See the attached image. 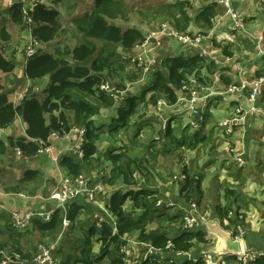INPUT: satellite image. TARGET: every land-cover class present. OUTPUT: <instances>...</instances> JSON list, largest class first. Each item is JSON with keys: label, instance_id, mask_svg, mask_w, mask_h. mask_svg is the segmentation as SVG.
I'll use <instances>...</instances> for the list:
<instances>
[{"label": "crops", "instance_id": "crops-1", "mask_svg": "<svg viewBox=\"0 0 264 264\" xmlns=\"http://www.w3.org/2000/svg\"><path fill=\"white\" fill-rule=\"evenodd\" d=\"M175 1L176 0H137L138 6H136L138 10L135 11L136 8L134 9V15L136 18L140 19V13L147 9H151L152 14H155L154 20L151 22V29L153 30L147 33V29H144L139 22H133V25L130 24L124 28V24H118L119 21L123 23L126 22L124 18H106V20L108 23L119 26L121 29H126L128 27L138 28L144 35V38H146L147 34L160 30L159 26L162 24L174 28L172 18L163 13L155 12V9L162 4L174 3ZM188 1L190 3L188 14L193 18L188 27V31L191 32L190 34L203 31L200 24L194 20L199 11L210 2H215L217 5L216 12H220V14L216 13L215 16H220L221 20L216 26L217 31H215L218 34V38L220 40L228 41L230 46L227 50H219V48H215L210 49V52L214 59H217V62L219 63L220 67L218 68H222L221 73L225 71V73L230 75L225 77L230 80L227 84L230 82H238L241 79L250 80L254 77L264 76V53L260 55L255 53L258 52L256 51V40L258 39V36L262 37V42L259 45L264 49V5L262 6L259 0H232L231 7L242 19L243 28L232 32L228 30L230 38H226L228 37L226 35L228 34L226 30L231 22L230 17L224 14V11L221 10V4L218 0ZM61 2L63 3V0H52L50 4L56 6V9L59 10L58 6L62 4ZM72 2H78V0H73ZM90 2L92 8L93 0H90ZM64 5H70L71 8L79 7L78 3L76 7H73V3H65ZM86 7L89 8V6ZM12 13L13 8L9 9L5 5L1 6L0 28H3L4 32L3 34H0V44L14 40V32L16 31L19 36L21 34L23 25L21 24V21L16 22L12 19ZM117 18H120V20L118 21ZM70 19L72 22L73 18ZM127 20L132 23V18L130 16H128ZM139 21L141 22V19ZM69 29H72L71 26ZM76 30L81 33L77 28ZM69 32L64 30V34H69ZM77 45L78 44L75 46ZM114 49L118 52L121 51V55L126 51L134 52L132 49H124L119 45L114 46ZM114 49H112L113 53L115 52ZM150 49V54L147 56L154 57V63L151 64L158 65L165 64L164 59L173 56L174 53L184 54L182 51L187 49H189L190 52H193L190 54H200L193 48L182 44L177 37H165L164 35H154L151 39ZM0 51L4 52L5 56L10 54V52L12 53L10 47L5 48L0 46ZM93 54L91 57L84 60L71 59L69 62L72 67L81 65L89 68L91 71V63L98 56V54ZM225 57H230L232 60L240 62V70H235L234 72V62L224 60ZM259 57H261V59ZM12 61L15 63V67L12 71L1 72L0 70V88L7 91L9 100L14 104H20L18 98H24V96L30 94H35L37 99L42 102L47 96L46 89L50 84V75H45L37 79H30L24 75L25 63L17 64L14 60ZM85 62L86 64H84ZM102 76H104V74H102ZM218 78L222 82L221 77L219 76ZM137 80L139 79L136 78V80L132 82L135 83ZM141 81L144 83V79ZM222 84L225 86V83L222 82ZM249 92L250 88L247 87L241 92L236 91L235 93H232L233 95L229 99V101L232 102V105H230L229 108L231 109L234 106L237 107L239 105L240 108L247 109V96ZM258 105L260 111L258 113L248 114L245 119V123L247 122V124L236 129L232 136L230 135L227 138H223L215 131L208 133L209 141L212 143H208V146L205 148H203V143L207 140V133L202 130L204 126L202 125L201 129L199 128L198 130L194 129L196 131L190 135L192 140L189 139L187 142L184 139V127L182 129L181 139L178 140L180 141L181 147H184L186 143L189 144V147H187L183 153V161L179 162L172 159V161L165 166L161 165L160 169L166 168V176L162 180H158V182L152 186H149L146 183V180L142 179L144 177L135 180L136 186L132 187L133 189L145 188L154 191L151 195H148L154 205L147 219V230L161 227L156 225L148 228V222H154L155 219L164 216L172 218L174 216L183 215L188 211L191 202H196L197 206L201 209L206 208L212 211V218L206 219L202 217L196 229L204 233L205 241L194 240L191 248L183 253L174 254L172 251H167L165 256L167 257L169 264H186L184 262H189L190 264H205L201 257L203 256V253L206 252H211L215 256L224 255L226 259L231 261L230 258L232 257H229L231 254H225L223 250V248H226L227 237L236 240L235 225H231L228 219L230 205L236 208L237 214H240L244 218L247 226L245 228L246 234L244 239L242 241L239 240L241 249L248 246L264 250V84L260 88ZM110 110L111 107L106 108V110H103L100 107L98 113L106 112L104 114H109L107 112ZM218 114L222 115L219 109L214 108L213 112H210V115H213L215 119ZM251 115L254 116L250 117ZM112 116L114 119L116 114H112ZM110 118V114L109 116L98 114L92 117L94 125L99 128L98 131L103 127L108 126L107 121ZM204 118L197 117L196 121H203ZM105 119H107V121H105ZM205 123L206 122H204V125ZM189 125L192 126L190 122ZM73 126L75 129L80 128L76 125ZM73 126L63 135L52 133L48 138L47 144V146L50 147V150H39V152L33 156L23 155L17 151L16 146L9 145L10 138L14 140L18 137L26 136L27 125L20 116H17L16 119L6 128H0V141L5 143L4 151L0 153V250L9 248V251L15 252V249L19 248L24 254L29 253L31 255L30 259H20L11 264H34L33 252H28L26 250V248L30 249L31 246L27 240V235L25 234H28V236L37 235L40 237V234L38 233L39 231L34 227L32 220L26 224V227H30L28 232H25L26 230H24L26 227L20 228L22 230L15 228L13 225V213L24 214L31 210L49 212L54 208V203L49 200L48 195L64 173L58 164L59 158L57 161H54L52 156L56 154H59L60 156L64 154L70 155L68 152H71V147H75L77 143L75 141V138H77L75 132L77 131L75 129L72 130L74 128ZM74 141L76 143H74ZM102 148H104L103 141ZM97 149L99 148L97 147ZM153 151H156V155L158 150ZM113 153L116 154V152ZM238 159H240V161ZM86 168L89 169V166H86ZM26 170H32L34 174L27 180L22 181L21 178H23V173ZM198 173L202 175L200 181V193L195 195L192 200L187 201L181 194L182 185L184 184L186 177L191 178L194 174ZM160 175H162V177L164 176V174ZM156 177L157 175H155V179ZM118 183L120 184L121 182L119 181ZM120 188L121 185L118 188L114 187L111 191L109 190V194ZM123 190L126 191L129 190V188L126 186ZM109 197L110 196L105 199L106 209V203ZM76 200L83 204V207L78 211V215L85 216V219H88L90 222V227L94 225L93 214L97 212L103 215L105 218L104 221L114 220L112 215L111 217L105 216L103 209L93 205L92 202H87L85 197H77ZM141 200L140 197V201ZM124 205L127 206V211L125 212L128 214L130 212V216L135 217L137 215V211H132L135 208L132 199H126ZM91 207L92 210H90ZM221 210H223V212L227 210V215L220 212ZM140 211L142 210L139 209V212ZM175 211L178 212L176 213ZM65 217L66 216L64 215V218ZM179 220L180 217L178 222ZM157 222V224L161 223L160 219L157 220ZM238 222L237 224H239ZM70 224L71 223L68 220L67 225L64 227H67L68 229ZM177 232H179V229H177L175 233ZM172 233L174 234V232ZM88 234H90L89 229ZM173 234L169 237H173ZM227 234L229 236H227ZM129 236L131 238H129ZM91 237L95 238L94 242L101 244L100 234L98 232L91 234L89 238ZM126 239L140 240L138 231L124 233L120 237L118 243L110 245L108 249L109 252L107 253L110 254V264H112L111 262L113 260L119 258L120 246ZM89 242L92 243L91 240H89ZM148 243L149 242H146V244L142 243L133 245L130 250L129 259L125 261L122 260L123 264H137V262L142 260L149 250ZM107 254H105V256ZM97 255L98 254H95V256ZM197 259L200 261H197ZM75 261L80 260L76 258ZM63 264L69 263L65 262ZM92 264L101 263L93 262Z\"/></svg>", "mask_w": 264, "mask_h": 264}, {"label": "trees", "instance_id": "trees-1", "mask_svg": "<svg viewBox=\"0 0 264 264\" xmlns=\"http://www.w3.org/2000/svg\"><path fill=\"white\" fill-rule=\"evenodd\" d=\"M122 0H94L93 6L89 12L83 13L82 16L73 19L74 25L80 31L84 38L88 40L78 44L72 49L67 48L66 53L71 54L73 59L84 60L92 56L96 50V46L92 44L90 39H102L104 42H113L124 49L130 48L143 40L142 32L135 27L121 29L118 26L111 25L106 18L125 17L122 9ZM216 3L210 2L205 5L194 20L198 22L203 30L202 34H207L212 28V19L216 15ZM12 19L20 22L22 19V3L16 2L13 5ZM190 3L188 0H176L174 3L162 4L155 9V12L167 13L174 23V28L179 32L191 33L188 31L190 21L193 19L188 14ZM59 11L56 8H48L44 4H37L32 13V35L35 36L41 43H47L62 30L59 22ZM4 29L0 28V34H3ZM215 43V42H213ZM57 56L51 53H43L30 58L24 66V75L30 79H37L45 75H50V84L46 92L47 96L40 102L33 94L23 98L20 104H14L8 98L7 91L0 88V128L9 126L17 116H20L26 123V136H21L16 139H9V145L16 146L20 153L26 156H33L48 144L49 136L54 133L63 135L76 125L83 128L82 138V158L76 159L74 155L64 154L59 157L58 164L62 171L70 175H79L83 173L86 166L90 168V161L97 153L98 147V126L94 125L92 117L98 114L101 106L111 107L114 103L111 96L106 97L104 92L99 91V85L103 82L104 76L99 73L104 67H111L108 61L112 58L113 52L105 53L102 51L91 63V71L85 66H74L66 62L62 58L60 49L55 50ZM167 75L162 71L155 72L154 79L151 81V86H146L145 92H150V100L153 104L162 95L169 104H174L177 100V92L182 91V87L188 81V76L193 75L198 81H201L200 75L202 67L211 69L215 67L213 62L205 64V59L200 54H180L169 56L164 59ZM205 64V66H204ZM13 61L5 59L0 54V70L2 72H10L14 69ZM122 67V66H121ZM120 67V68H121ZM94 72V73H93ZM222 82L227 84L230 80L220 76ZM129 80H136L134 74L128 75ZM74 79L77 81H74ZM75 90V91H74ZM88 96H93L94 100H89ZM135 96L125 99L124 104H127L126 110L119 107L120 116L119 125H123V120L127 115L131 114L135 109ZM69 111V112H68ZM48 115V118H46ZM69 117H68V116ZM118 125V124H116ZM169 126L167 127V131ZM5 149V143L0 141V153ZM113 161H118L120 156L111 154ZM127 172H119L114 170L112 176L106 180L107 183H114L117 176L122 174L123 184L127 187L136 185L132 174ZM88 170V169H87ZM34 174L32 170H26L23 173L22 181L27 180ZM201 174H194L191 178L186 177L181 188V194L185 200H192L195 195L200 193ZM102 180V179H101ZM103 182V180H102ZM154 191L140 188L129 190L117 189L109 194V199L106 203L108 211L113 216L114 220L104 221L97 228L95 224L89 228L90 234L98 232L101 239V255L109 252V247L113 243H118L120 237L124 233L138 231L139 239L151 243L156 248H164L167 242L172 243L174 252L187 251L193 245V241H205L204 233L200 230L179 231L169 237L168 232L158 227L147 230L146 223L154 203L148 195ZM141 197V201H140ZM132 199L135 208L132 210L137 213L135 217L130 216L123 209L126 199ZM69 221L70 223L78 216V211L83 204L73 199L69 203ZM139 209L142 211L139 212ZM92 210V207L90 208ZM220 212H223L221 210ZM227 210L223 212L227 215ZM65 211L62 208H56L49 220L44 221L40 218L32 219L34 227L42 234H52L62 227ZM178 216L170 218L177 219ZM230 223L234 222L228 216ZM115 224L116 232L113 231L112 224ZM89 239V238H88ZM86 239V242L89 240ZM20 259H30L31 255L24 254L19 248L15 249ZM232 257V255H231ZM96 258L95 260H99ZM121 255L119 258L112 261V264H123ZM89 262L88 260H85ZM200 261V260H199ZM263 259L257 260V264H263ZM190 264L189 262H184ZM142 264H149L147 261Z\"/></svg>", "mask_w": 264, "mask_h": 264}, {"label": "rangeland", "instance_id": "rangeland-1", "mask_svg": "<svg viewBox=\"0 0 264 264\" xmlns=\"http://www.w3.org/2000/svg\"><path fill=\"white\" fill-rule=\"evenodd\" d=\"M72 1L73 0H63V3L61 2L62 4L58 6V11L60 12L59 22L61 23L62 30L59 31V33L54 37L53 40L47 43H41L35 36H33V40H36L38 42L37 51L34 56L50 52H52L51 54L57 56L55 50L60 49L62 58L70 64L69 60L73 58L71 54L65 52L66 49L69 47V49H72L74 48L73 46H75L76 44H81L84 41L88 40L87 38L83 37L82 33L77 32L76 26L73 24V20L71 22L70 18L74 19L76 17L82 16L84 12L89 11L91 9V2L90 0H83V4L82 0H78V2ZM259 1L263 6L264 0ZM65 3H73V7H76L78 3L79 7L71 8L70 5H64ZM47 5L52 6L50 2H47ZM136 5L138 6L137 0H122L121 6L125 14V17L123 18L124 20H126V22L123 23L119 21L121 18L120 17L117 18V20L119 21L118 24H124L125 28V26H128L130 24L133 25V22H139L141 23L140 25H142L144 29H147L146 33L152 31L153 29H151V22L154 20L155 14H152L151 9L142 11L143 14L140 13V22V19L136 18V16L134 15V12L138 10ZM86 6H89V8H87ZM225 6V4L221 5V10L224 11V14L228 15ZM228 6H232V0H229ZM48 8H56V6ZM232 10L234 11L233 8ZM163 14L168 16V14L165 12ZM217 14H220V12H217ZM128 16L132 18V21L130 20L132 23L128 22ZM234 17V19L230 17L231 22L226 30V32L228 33L226 34L228 36L226 38H230V33L228 32V30L232 32L235 30H241L243 28L242 19L240 18V16L236 14V16ZM135 19H137L138 21ZM236 19L240 23L239 25H237ZM220 20V16H214L212 19V28L209 30L207 35H202L204 39L202 40L201 45L199 47H193V49L197 53L200 51V49L202 51L206 50V53H202L204 54L203 57L205 59V64L213 62L215 64V67L207 69L205 68L206 66L204 64L205 67L201 68V81H198L197 78L192 74L189 75L188 80L192 79V82L187 81L186 89L177 92L178 96L174 104H169V102L162 95H159V98L156 100V103L153 104L149 98L150 92L147 91L145 92V94L143 93V89L146 86H151V81L154 79L153 75L157 70H160L165 75H167V68L164 64H151L154 63L152 62L154 60V57L147 56L148 54H150L151 49L146 48L147 51H144L141 48L142 41H144L145 39L144 35L143 40L141 42L130 48H127L132 49L134 52L126 51L125 53H123V55H121V51L118 52L116 49H114V46H118V44L116 43L104 42V40L102 39H90L92 44L96 46V50L94 52L95 55L100 54L103 50L105 51V53L113 52L112 49H114L115 51L110 61H108V64H111L112 66H106L103 68L102 71L99 72L104 74L103 82H105V85L107 86V91L101 88L99 89V91L104 92L106 94V97L111 96L113 98L114 103L111 106V110L107 112L111 115V118L108 121L107 119H105V121L108 122V126L103 127L98 131L97 144L99 149L97 150L96 155L90 161V168L88 170L85 169L83 171L85 175L95 174L97 176H100V178L103 180V183L106 184L105 189L107 191H111L114 187L118 188L120 187V185V189L123 190L126 186L123 184L122 174L120 175L119 173L114 183H106L105 181L109 178V176L113 175L114 170H116V168H118L117 171L119 172H127V168H129L128 171L132 174L131 176L134 178V180H139L144 177L145 179H142L146 180V183L149 186H152L156 184L158 180H162L166 176V168L160 169L161 165L165 166L170 161H172V159L179 162L183 161V153L185 152L186 148L189 147V144L186 143L184 147H181L180 141L178 140L181 139L182 129L184 127L185 131L183 134L184 139L187 142L189 139L192 140V137L190 138V135H192L193 132H195L199 128L201 129L203 125L204 127L202 128V130L207 133V140H205L203 143V148H205L208 146V143H212L211 141H209L208 133L215 131L217 132V134H219V136L227 138L230 135L232 136L236 129L247 124V122L245 123V121L243 123L236 121L237 117L244 113L245 109L240 108L239 105L237 107L234 106L231 109L229 108V106L232 105V102L229 101V99L232 97L233 94L227 90L230 85H239L242 81L251 82L252 80L258 77H254L250 80L241 79L238 82H230L229 84H225V86H223L221 80L218 77H226L230 75L225 73V71L221 73L222 68H218L220 67V65L217 62V59H214L212 53L210 52V49L215 48H219V50H227V48H229L230 46V43L228 41L220 40L218 38V34L216 33V26L220 23ZM21 24L23 26L21 29L20 36L16 31L14 32V40L0 44V46L2 47H10L12 49V53L10 52V54H8L7 56H5L4 52L1 51L0 54L7 60H14L17 64L25 63L23 60L24 58H26L25 46L27 44V39L25 30L26 27L24 26L23 16L21 19ZM35 24L33 22L30 25H32L33 27ZM70 26L72 29H69ZM64 30H67V32L70 31L69 34H64ZM256 42V51L258 52L255 53H257V55L263 54L264 49L259 45L262 42V37L258 36ZM182 52H184V54L193 53L192 51L190 52L189 49ZM176 54L180 53H174V55ZM139 56L142 58V60L138 59ZM259 58L261 59V57ZM143 60L146 61L147 64L151 65L149 67L146 66ZM224 60H230V62H234V72L235 70H240V62L232 60L230 57H225ZM84 64H86V62ZM130 74L136 75L139 79L135 82L136 84L133 83L132 80H129L128 75ZM142 79H144V83H142ZM74 81L76 80L74 79ZM108 88H113V91L116 90L117 92L124 93L121 94L120 98L115 99L113 96L114 92L110 91ZM192 93H194L196 96L201 97L202 102L198 103V106L195 109L189 108V105L187 104V100L190 99ZM131 96H135L134 98L136 99L135 109L123 120L124 124L119 125V117H121L119 107L126 110L125 108H127V104H124V101L126 98ZM88 98L91 101L95 99L93 96H88ZM22 100L23 98L20 99V103L22 102ZM161 101L163 102V104L158 107L157 104ZM201 104L202 106H200ZM106 108L109 107L101 106V109L103 110H106ZM214 108L219 109L222 114H218L216 119L213 117V115H210V112H213ZM193 110H196L197 113L194 114ZM104 113L99 112L98 114L109 116V114ZM112 114H116V117L114 119ZM253 116L254 115H251L250 117ZM197 117L205 118L203 121L197 122ZM46 118H48V115H46ZM230 120H234V123H232V121ZM189 122L194 127L190 126ZM204 122H206L205 125ZM168 126L169 130L167 131ZM228 129H230V131H228ZM75 141H78V137L75 138ZM75 141L74 143H76ZM102 141L104 148H102ZM79 147L81 148L82 144ZM74 148L75 147L72 146L71 152L68 153L77 156V152ZM153 150H158L156 155V151ZM113 152H116V154L120 156L118 161H113L111 159L110 155L114 154ZM160 174H164V176L162 177V175ZM155 175H157L156 179ZM119 181L121 182L120 184L118 183ZM134 186L136 185L129 186L128 188H132ZM229 207L230 212H228V214L230 218L234 220L231 225L234 226L239 221L246 228L247 226L245 224L244 218L240 214H237L236 208L232 207L231 205ZM123 209L127 210V206L124 205ZM175 212L177 213L178 211ZM181 216L179 215L178 218L175 220H171L168 216L160 217L159 219L161 223L157 224V220L159 219H155L154 222H148V228L156 225L161 226L168 232V235L171 236L173 234L172 232L175 233L177 231L178 219ZM26 226L27 225H25V227ZM89 227L90 222L88 221V219H85V216L83 215H78L75 220H73V222H71V224L68 226V229L67 227L65 228L62 225V227L58 231L50 235H42L40 232H38L40 234V237H38L37 235L28 236V234H25L27 235V240L31 246L30 249L26 248V250L28 252H33L34 257L37 252L38 246L40 244H46L48 246H53V255L59 264H63L65 262L69 264H92L93 262H100L101 264H110V254H107L106 256L101 255L102 244L94 242V237L89 238ZM29 228V226L26 227L24 229L26 230L25 232H28ZM129 238L131 237L129 236ZM86 239L91 240L92 243H90L89 241L86 242ZM26 244L28 245L27 242ZM8 249H1L9 257L8 263L10 262L9 264H11L12 262L19 261L20 258L18 254L13 253ZM95 254L98 255L95 256ZM98 257L100 259L96 261L95 259ZM76 258H78L81 262L75 261ZM85 260H88L89 262Z\"/></svg>", "mask_w": 264, "mask_h": 264}, {"label": "built area", "instance_id": "built-area-1", "mask_svg": "<svg viewBox=\"0 0 264 264\" xmlns=\"http://www.w3.org/2000/svg\"><path fill=\"white\" fill-rule=\"evenodd\" d=\"M52 0H0V8L1 6L5 5L7 8H12L13 5L16 2L22 3V16L24 21V26L26 27V39L27 44L25 46V55L26 58H24V62L26 63L30 58L36 54L38 42L36 40H33L32 35V13L34 11V8L37 4H44L46 7H53L48 6L47 2L51 3ZM218 2L221 5H226V12L227 14L234 19L236 14L233 12L231 6L229 5V0H218ZM237 20V19H236ZM240 23L237 20V25ZM154 35H164L165 37H177L179 41L190 47L193 48L194 46H200L202 43V40L204 37L202 33H186V32H178L176 29L171 28L169 25L162 24L160 26V30L156 32H152L149 35L146 36L144 41H142L141 48L144 51H147L146 48H151V39L154 37ZM35 38V37H34ZM199 53L202 55V53H206L205 51H202L200 49ZM139 60H142V58L139 56ZM143 62L146 64V66H150L147 64L146 61L143 60ZM154 62V60L152 61ZM147 70V69H146ZM188 81L192 82V79H189ZM104 83V84H103ZM264 84V76H260L258 78H255L251 82L242 81L239 85H230L228 90L231 93H235L236 91L241 92L245 88L249 87L250 92L247 96V106L248 108L244 110V113L239 115L236 119L237 122L243 123L247 117L248 114L251 113H258L260 111V108L258 106V98L260 94V88ZM105 82L100 83L99 88L107 91V86L105 87ZM187 83H185L182 87V89H186ZM110 91L114 92L113 96L115 99H118L121 97L122 92H117L116 90L113 91V88H108ZM206 91V90H204ZM205 96V95H204ZM22 98V97H21ZM21 98H18L19 100ZM198 103L201 102V97L196 96L194 93L191 94L190 99L187 100V104L189 105V108L195 109L198 106ZM163 104V102H159L157 105L160 107ZM202 106V104L200 105ZM193 113H197L196 110H193ZM232 123H234V120H230ZM229 123V121H228ZM75 127L72 129L74 130ZM77 132L76 136L78 137V141L75 145V150L77 152L78 159L82 158V149L79 147L82 144V138L84 130L83 128L75 129ZM230 131V129H228ZM17 151L20 152V150L16 147ZM49 151V146H44L40 151ZM59 154L53 155L52 159L54 161H57L59 158ZM240 161V159H238ZM62 176L60 177L59 181L57 182L56 186L53 188V190L48 195V198L50 201H53L54 208L49 212H39V211H27L24 214L20 213H13V220H14V227L15 228H24L25 225L34 218H40L42 220H48L53 213V211L56 208H62L64 210V203L69 202L73 199H76L77 197H85L87 199V202H92V204L96 205L98 208L103 209L105 216H111V213H108L107 209L105 208V199L109 196V191L105 189L106 184L102 182L100 176H97L95 174L85 175L84 173H80L79 175H70L65 172H63ZM97 212V211H95ZM212 211L210 209L206 208H199L196 204V202H191L189 209L187 212H185L181 216V220L178 222V229L179 231H187V230H195L198 227L200 219L206 218L210 219ZM94 217V224H96L97 227H100V224L105 220L103 215L99 212L93 214ZM63 227L67 225L68 220L63 218ZM113 231L116 232L115 224H112ZM235 238L237 240H243L246 234L245 226L242 223H239L235 227ZM146 244V242L141 240H133V239H126L125 242L120 246V255L121 258L125 261L128 260L130 257V250L133 245L136 244ZM149 247L148 252L144 255L143 259L137 262V264H142V262L147 261L149 264H169L167 257L165 256V253L167 251H172V243L167 242V244L164 246V248H156L151 243L147 244ZM184 251H178L174 252V254L183 253ZM0 264H7L9 257L4 253L2 250H0ZM232 258L231 261L226 259L224 255L215 256L211 252L203 253V258L201 257L202 261L205 262V264H257V260L263 259L264 261V250L261 249H255L251 247H243L240 252L236 254H231ZM229 255V257H231ZM234 255V256H233ZM34 264H59L58 261L55 259L53 255V246H48L46 244H40L37 248V252L35 256L33 257ZM264 264V262H263Z\"/></svg>", "mask_w": 264, "mask_h": 264}, {"label": "water", "instance_id": "water-1", "mask_svg": "<svg viewBox=\"0 0 264 264\" xmlns=\"http://www.w3.org/2000/svg\"><path fill=\"white\" fill-rule=\"evenodd\" d=\"M69 203L68 202H66V203H64V211H65V219L66 220H69V216H70V211H69ZM227 236H229L228 234H227ZM223 250H224V253L225 254H228V253H230V254H236V253H238V252H240L241 251V244H240V242H239V240H235V239H231L230 237H227V240H226V248H223Z\"/></svg>", "mask_w": 264, "mask_h": 264}, {"label": "bare ground", "instance_id": "bare-ground-1", "mask_svg": "<svg viewBox=\"0 0 264 264\" xmlns=\"http://www.w3.org/2000/svg\"><path fill=\"white\" fill-rule=\"evenodd\" d=\"M69 202H70V201H69ZM69 202H68V203H69ZM94 205H95V204H94ZM95 206H96V205H95ZM107 211H108V210H107ZM53 212H54V211H53ZM108 213H110V212L108 211ZM51 215H52V214H51ZM50 217H51V216H50ZM110 217H111V216H110ZM49 219H50V218H49ZM49 219H48V220H49ZM180 220H181V217H180ZM180 220H179V221H180ZM45 221H47V220H45ZM113 223H114V222H113ZM238 223H240V222H238ZM237 225H239V224H236L235 227H236ZM184 252H185V251H184ZM173 253H174V251H173ZM119 254H120V253H119ZM199 259H200V258H199ZM199 259H197V261H199Z\"/></svg>", "mask_w": 264, "mask_h": 264}]
</instances>
